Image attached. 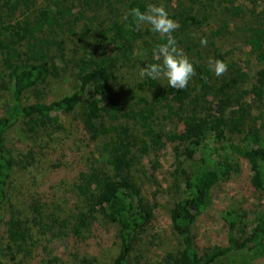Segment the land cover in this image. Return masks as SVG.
Wrapping results in <instances>:
<instances>
[{"label":"trees","instance_id":"16d2710c","mask_svg":"<svg viewBox=\"0 0 264 264\" xmlns=\"http://www.w3.org/2000/svg\"><path fill=\"white\" fill-rule=\"evenodd\" d=\"M158 1L0 0V262L24 264L31 258L38 247L32 233L37 228L42 235L89 248L91 260L73 254L79 264H103L109 254H115L111 264H129L134 243L154 223L158 208L157 194L146 195L137 182L157 178L156 168L148 176L146 154L169 147L175 165L169 222L178 249L155 264H264V117L258 126L245 100L263 101L264 73L251 79L244 66L230 61L245 49L264 70V0H248L246 7H237V0H161L174 5V13H168L179 28L172 35L195 71L183 90L167 81L159 87L146 77L132 85L120 78L135 62L153 63V48L166 42L147 25L138 29L128 15L131 8L144 11ZM106 7L124 19L105 28ZM237 12L248 19L242 34L230 31L224 19L237 18ZM211 22L216 28L206 34L203 28ZM68 37L76 39L69 54ZM76 43L82 46L75 48ZM217 59L228 65L219 77L209 67V60ZM68 65L75 91L49 103L27 102ZM234 75L237 82L231 80ZM68 115L76 117L85 134L82 143L92 151L67 193L70 214L57 217L34 206L28 218L11 206L3 216L16 166L6 144L9 131L20 125L19 137L29 141L31 154L34 147L47 149L45 139L62 129L59 117ZM241 160L250 170V187L263 195L262 205L251 221L241 208L225 209V244L200 251L194 225L212 206L214 187L240 172Z\"/></svg>","mask_w":264,"mask_h":264},{"label":"rangeland","instance_id":"374dc122","mask_svg":"<svg viewBox=\"0 0 264 264\" xmlns=\"http://www.w3.org/2000/svg\"><path fill=\"white\" fill-rule=\"evenodd\" d=\"M157 3L163 5L171 14L174 13V5L172 3L168 5L161 0ZM247 3L248 0H237L235 5L237 7H246ZM110 12L106 7L105 14L102 17L105 28H108L110 22L123 20L125 17L123 14ZM217 14L220 15L219 12ZM237 15V18L224 19L230 24V31L242 34L243 27L248 22V19L241 13ZM215 28V22H211L203 28V31L208 34L210 31H214ZM68 40H71V42H67L66 46V52L69 54L76 39L68 37ZM80 46L82 44L76 43L75 48ZM237 51H239L236 52L237 57H232L230 61L235 60L241 66H244L251 79H259L264 73L262 66L253 58L248 57L245 49L240 52L241 48H239ZM140 67L143 68V65L135 62L134 68L125 70L124 74L120 75V78L126 79V84L138 83L141 81L138 75ZM72 73L71 65H68L62 72L61 77L51 81L49 86L42 90L37 98L33 93L29 94L30 99L27 98V102L41 100L44 103H49L69 95L76 90V80ZM231 80L232 82H237L238 76L234 75ZM155 81L160 87L166 80ZM129 87L135 88V91L137 90L135 86ZM240 89L246 90V86L241 85ZM245 100L251 108L249 116L256 121L258 126L261 125L264 117V99L261 102L246 97ZM3 102L2 94L0 108H2ZM75 118V116L71 115L59 117L62 122V129L52 132L49 139H45V143L49 141L47 149L34 147L31 154H29V141H24L19 137L20 125L9 131L6 144L13 153L16 166L9 185V203L3 209V216L8 214L11 206L13 209L24 211V215L28 218L32 215L30 208L34 206H41L44 213L53 214L57 217H64L70 214L72 197L69 198L67 193L72 190L73 176L77 171L86 169L85 167L91 161L92 153L91 149L87 148L86 143L84 142V145L82 143L85 134L81 129L80 123ZM178 123L174 118L177 132L180 133ZM158 128H161V126H158ZM44 145L42 144V147ZM146 157L144 164L148 176L156 168L157 178L154 180L138 179L137 182L143 185L146 195L147 193L151 195L157 194L158 208L155 213L154 223L144 236L134 243L129 256V264H155L170 255H174L178 249V242L171 231L169 222V211L174 201V193L171 190L175 169L172 151L169 147L156 153L149 151ZM30 158H33V160ZM154 160L159 164L150 165V162ZM182 168L186 172L191 169L186 164ZM250 175L247 163L241 160L240 172L231 174L227 180L218 183L214 187L212 191V206L198 218L193 229L200 251L225 244L226 228L222 220L225 209L228 207L241 208L246 215H249L251 221L254 213L262 205L263 195L250 187ZM37 232V228L32 229V233L35 234L34 240L37 242L38 247L32 257L24 261V264H79L73 256L75 252L78 254L84 253L85 258L91 260L90 249L78 248L74 240H69L68 238L53 239L50 233L42 235ZM114 256L115 254L106 255L103 264H111ZM52 259H55L56 262H51ZM0 264L9 263L6 259H3Z\"/></svg>","mask_w":264,"mask_h":264},{"label":"clouds","instance_id":"9594fccd","mask_svg":"<svg viewBox=\"0 0 264 264\" xmlns=\"http://www.w3.org/2000/svg\"><path fill=\"white\" fill-rule=\"evenodd\" d=\"M128 15L135 20L136 27L149 26L150 31L166 38V42L157 45L152 50L153 63L139 70L141 79H164L167 86L173 89L183 90L195 75L193 63L177 46V41L172 35L179 28V24L170 17L163 5L149 4L144 11L139 8H131ZM202 46L207 45L206 39H201ZM210 70L219 77L228 70V65L222 60H209Z\"/></svg>","mask_w":264,"mask_h":264}]
</instances>
